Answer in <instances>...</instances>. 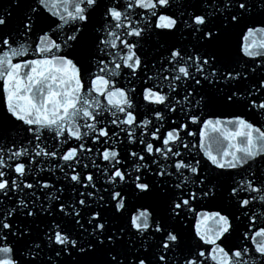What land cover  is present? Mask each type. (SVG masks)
Returning a JSON list of instances; mask_svg holds the SVG:
<instances>
[{
  "label": "snow or ice",
  "instance_id": "snow-or-ice-1",
  "mask_svg": "<svg viewBox=\"0 0 264 264\" xmlns=\"http://www.w3.org/2000/svg\"><path fill=\"white\" fill-rule=\"evenodd\" d=\"M0 264H264V0H0Z\"/></svg>",
  "mask_w": 264,
  "mask_h": 264
}]
</instances>
